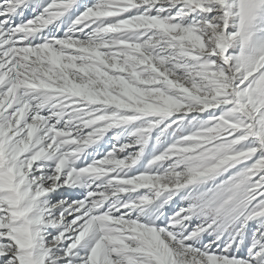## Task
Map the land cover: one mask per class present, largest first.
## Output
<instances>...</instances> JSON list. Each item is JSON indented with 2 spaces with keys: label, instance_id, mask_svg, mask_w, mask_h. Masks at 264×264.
I'll return each instance as SVG.
<instances>
[{
  "label": "snow or ice",
  "instance_id": "1",
  "mask_svg": "<svg viewBox=\"0 0 264 264\" xmlns=\"http://www.w3.org/2000/svg\"><path fill=\"white\" fill-rule=\"evenodd\" d=\"M0 264H264V0H0Z\"/></svg>",
  "mask_w": 264,
  "mask_h": 264
}]
</instances>
